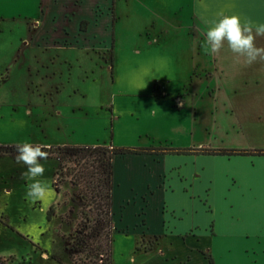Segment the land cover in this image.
Returning <instances> with one entry per match:
<instances>
[{
  "label": "rangeland",
  "instance_id": "1",
  "mask_svg": "<svg viewBox=\"0 0 264 264\" xmlns=\"http://www.w3.org/2000/svg\"><path fill=\"white\" fill-rule=\"evenodd\" d=\"M52 5L50 0H0V146L214 147V104L187 105L190 83L181 81L184 71L165 55V45L151 47L133 33L137 25L129 23L121 37L107 42V49L65 47L60 37L72 26L42 16ZM56 41L60 46L53 45ZM205 86L203 81L195 87L203 91ZM258 132L226 137L225 144L264 150V132ZM41 163L45 173L39 179L56 193L50 205L30 201L28 181L21 179L24 167L14 158H0V262L74 264L65 250L71 245L75 264H93L76 233L82 212L88 213L86 200L65 174L54 183L56 160ZM216 166L215 171L223 168ZM216 166L209 167L213 171ZM122 194L119 190L116 198ZM114 213L118 224L117 205ZM127 218L124 213L123 222ZM122 246L113 234L112 264H124Z\"/></svg>",
  "mask_w": 264,
  "mask_h": 264
},
{
  "label": "crops",
  "instance_id": "2",
  "mask_svg": "<svg viewBox=\"0 0 264 264\" xmlns=\"http://www.w3.org/2000/svg\"><path fill=\"white\" fill-rule=\"evenodd\" d=\"M59 1L50 0L53 9L48 6L42 16L72 26L62 32L63 46L107 49L112 37L136 24L137 37L155 49L165 45V55L184 71L181 81L190 83L187 105L214 104V147L114 158L113 209L117 205L120 218L117 224L114 213V237L124 246V264H264V155L201 153L259 150L258 145L233 148L224 138L264 132V62L245 67L226 46L208 55L202 42L219 13L264 23V0ZM256 43L264 46V38ZM203 81L201 91L195 86ZM210 164L223 170L212 171ZM119 190L123 194L116 198ZM124 213L130 216L125 222Z\"/></svg>",
  "mask_w": 264,
  "mask_h": 264
},
{
  "label": "trees",
  "instance_id": "3",
  "mask_svg": "<svg viewBox=\"0 0 264 264\" xmlns=\"http://www.w3.org/2000/svg\"><path fill=\"white\" fill-rule=\"evenodd\" d=\"M85 25L86 22H82L80 29L84 30ZM42 150L48 152L49 159L57 161L58 166L55 170L54 183L57 184L61 181L62 174H65L70 178L71 185L79 188V193L82 194L80 199L87 202L84 208H88V213L82 212L80 224L76 226V233L80 231V241L88 251L87 259L93 264H112L114 158L128 154L140 155L152 152L154 149L115 148L111 145H64L49 148L42 147ZM158 150L161 151L162 149ZM163 150L169 152V149ZM170 153H172V149H170ZM201 153L227 156H263L264 150L203 151ZM15 155V147L0 146V157L14 158ZM50 213L51 207L46 214L48 221L50 220ZM152 243L150 242L149 246H152ZM70 246L67 245L65 250L70 261L75 264V255ZM145 247L147 249V246ZM0 264L2 263L0 262Z\"/></svg>",
  "mask_w": 264,
  "mask_h": 264
},
{
  "label": "clouds",
  "instance_id": "4",
  "mask_svg": "<svg viewBox=\"0 0 264 264\" xmlns=\"http://www.w3.org/2000/svg\"><path fill=\"white\" fill-rule=\"evenodd\" d=\"M257 38H264V23L241 20L237 15L219 13L204 32L202 48L208 55L227 49L242 61L245 67L264 62V46H257ZM15 162L24 167L21 179L28 181L25 196L33 202L50 205L56 193L44 176L48 152L39 145L22 142L15 145Z\"/></svg>",
  "mask_w": 264,
  "mask_h": 264
}]
</instances>
